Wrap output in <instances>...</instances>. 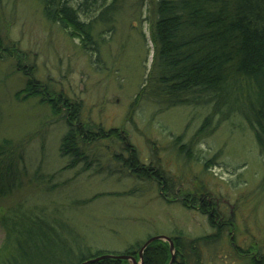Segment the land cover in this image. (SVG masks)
I'll use <instances>...</instances> for the list:
<instances>
[{
    "label": "rangeland",
    "instance_id": "1",
    "mask_svg": "<svg viewBox=\"0 0 264 264\" xmlns=\"http://www.w3.org/2000/svg\"><path fill=\"white\" fill-rule=\"evenodd\" d=\"M146 15L145 7L122 9L114 31H102L107 34L99 39L98 29L94 37L99 45L93 39L96 43L85 50L58 24L44 18L39 0H0V39L7 46L5 51V46L0 47V141L20 142L24 151L22 187L0 201V214L19 204L54 207L71 220L85 242L108 252L123 253L149 237H169L172 249L165 242L169 264L180 253L174 236L182 235L191 243L215 233L206 214L180 203L181 195H197L193 180L207 193L202 200L217 206L214 211L219 214L212 219L225 232L201 247L191 262L249 264L254 256L255 262L264 260V191L259 192L264 185V158L249 128L239 121L224 123L191 145L201 111L177 106L160 113L154 101L135 99L153 56L148 23L143 21ZM9 50L15 53L10 58L5 54ZM17 62L32 66L35 79L81 104L83 114L84 108L89 109V120L108 131L122 130L140 162L165 171L168 182L177 181L174 189L165 192L163 186L138 180L115 164L112 154L123 149L112 140L98 143L105 149L110 145L108 152L94 147L100 168L93 165L95 158L87 168L80 163L70 167L69 157L60 153L68 129L64 119L52 117L36 100H15L24 86ZM179 145H187L190 152H179ZM172 190L179 198L174 199L177 194ZM190 206L198 207L195 199L190 198ZM225 221L230 222L229 229ZM3 240L0 228V246Z\"/></svg>",
    "mask_w": 264,
    "mask_h": 264
},
{
    "label": "trees",
    "instance_id": "2",
    "mask_svg": "<svg viewBox=\"0 0 264 264\" xmlns=\"http://www.w3.org/2000/svg\"><path fill=\"white\" fill-rule=\"evenodd\" d=\"M39 1L44 18L58 24L68 33V38L81 42L85 50L96 42L99 45L94 37L98 29H101L99 39L114 31L116 17L122 9L139 10L145 7L147 17L143 21L148 23L153 56L144 86L135 99L154 101L165 110L183 106L191 107L193 113L201 111L202 120L191 138V145L216 131L220 125L228 123L230 126L239 121L249 128L264 158V0ZM102 31L107 33L102 34ZM140 36L143 38L142 34ZM3 46L5 51L7 46L0 39V47ZM13 53L14 50L5 52L9 58ZM2 56L0 54V58ZM17 66L24 86L15 94V100H36L38 105L50 110L52 117L64 119L68 129L61 139L60 153L62 157H69L70 167L83 163L87 168L93 156L95 162L98 160L92 152L94 139L95 142L119 139L118 129L108 131L99 123L80 121V104L35 79L32 66H21L20 62ZM81 122L85 126H80ZM181 138H178L179 144ZM177 147L181 153L190 152L187 145ZM118 155H113L114 161ZM21 160H24V151L20 142L2 139L0 201L21 189L20 179L24 174ZM192 161L195 157L191 151ZM124 165L134 178L161 185L165 192L174 189L173 185L177 184L173 180L168 182L165 171L153 165L142 166L133 150ZM191 183L195 185L197 193H193L197 195L180 193L184 197L180 203L187 210L198 209L202 215L206 214L215 233L191 243L182 235L174 236L172 240L180 253L175 255L172 264H199L191 262L192 256L201 247H208L219 240L221 233L225 232V227H218L212 219L219 214L214 211L217 206L212 207L202 200L207 193L198 188L193 180ZM262 189L264 191V185L259 187L260 194ZM172 191L173 195L177 194ZM177 197L179 193L174 199ZM190 198L196 200L198 207L190 206ZM24 206L12 205L0 214V228L4 233L0 264H129L124 259H99L104 256H128L140 260L139 252L144 242L137 243L133 249H125L123 253L94 249L61 210L38 205ZM225 223L229 229L230 222ZM168 259L167 243L157 240L145 248L139 262L168 264ZM249 264L263 263H256L253 259Z\"/></svg>",
    "mask_w": 264,
    "mask_h": 264
},
{
    "label": "flooded vegetation",
    "instance_id": "3",
    "mask_svg": "<svg viewBox=\"0 0 264 264\" xmlns=\"http://www.w3.org/2000/svg\"><path fill=\"white\" fill-rule=\"evenodd\" d=\"M80 107H81V104H80ZM130 108V107H129ZM128 108V110H127V112L130 110ZM80 109V108H79ZM89 110V109H88ZM88 110H87V112H88ZM80 112H81V109H80ZM86 112V109L84 108V114L81 112L80 113V121H82V122H84V123H92L93 121H91V120H89L88 119V117H87V113ZM81 116H84L83 118H85V119H83ZM81 122V125L80 126H85L83 123ZM80 123V122H79ZM99 123V122H98ZM65 126L67 127V125L65 124ZM68 128V127H67ZM111 129H116V128H111ZM118 131V133H119V139L117 138V140L115 141L114 140V138H112V139H107L106 141H108V140H110V142H111V140L113 141V142H117V144H119V145H121V148L123 149V151H122V153H114V154H112V157H113V155H117V154H119L118 155V158H120V159H118L117 158V160L116 161H114V157H113V161L115 162V164H118V166H120V167H122V168H124V169H126V166L124 165L125 163H126V160H127V158L129 157V154H130V152L133 150V151H135V149L128 143V141H127V138H126V136L125 135H123V132H122V130H117ZM102 141H105V140H102ZM101 140H97V142H95V139H94V141H93V143L94 144H98V143H100V142H102ZM109 142V143H110ZM106 145H103V144H98V145H96V146H94L95 147V150H99L98 148L99 147H101L102 149H104L105 151H107L108 152V150H109V147H110V145L109 146H107L106 147V149L104 148ZM94 147H92L93 149H92V152L94 153V155H97V153L96 152H94ZM121 151V150H120ZM97 157H98V159L100 158L98 155H97ZM93 158H95V156H93ZM92 158V159H93ZM138 160H139V158H138ZM139 162H140V160H139ZM80 164H82V165H84L83 163H80ZM140 164L142 165V166H149V165H145V164H142L141 162H140ZM93 165L95 166V168H100V165L98 164V160L96 161V162H93ZM91 166H92V164H91ZM87 167H89V166H87ZM127 171V170H126ZM129 173V172H128ZM133 258V257H132ZM254 258H255V256H254ZM253 258V259H254ZM264 258V256H262L261 257V259H263ZM256 260V259H255ZM136 261V260H135ZM264 260H257L256 261V263H261V262H263ZM128 262H129V264H133V263H131V261H129L128 260ZM137 263H139V261H136ZM140 264V263H139Z\"/></svg>",
    "mask_w": 264,
    "mask_h": 264
},
{
    "label": "water",
    "instance_id": "4",
    "mask_svg": "<svg viewBox=\"0 0 264 264\" xmlns=\"http://www.w3.org/2000/svg\"><path fill=\"white\" fill-rule=\"evenodd\" d=\"M156 240H162V241H167V242H169V244H170V249H172V242H171V240L169 239V238H167V237H153V238H150L148 241H146L145 243H144V245L142 246V248H141V250H140V252H139V258H141L142 257V252L144 251V249L149 245V244H151L152 242H154V241H156ZM109 257H111V258H113V259H124V260H129V261H131L133 264H138V263H136L135 262V259L134 258H132V257H128V256H104V257H101V258H99V259H103V258H109ZM173 260H174V256L172 257V259H171V261H170V263L169 264H172L173 263Z\"/></svg>",
    "mask_w": 264,
    "mask_h": 264
},
{
    "label": "bare ground",
    "instance_id": "5",
    "mask_svg": "<svg viewBox=\"0 0 264 264\" xmlns=\"http://www.w3.org/2000/svg\"><path fill=\"white\" fill-rule=\"evenodd\" d=\"M20 65H21V63H20ZM21 66H24V65H21ZM164 110H165V109H160V113L164 112ZM166 110H168V109H166ZM166 110H165V111H166ZM91 164H92V163H91ZM91 164H90V165H91ZM110 174H111V173H110ZM111 175H112V174H111ZM154 237H158V236H154ZM159 237H162V236H159ZM150 238H153V237H149L148 239H146V240L144 241V243H145L146 241H148ZM167 238H169V237H167ZM156 241H157V240H156ZM160 241H162V240H160ZM163 242H165V241H163ZM143 245H144V244H143ZM143 245H142V246H143ZM149 245H150V244H149ZM149 245H148V246H149ZM141 248H142V247H141ZM140 250H141V249H140ZM144 250H145V249H144Z\"/></svg>",
    "mask_w": 264,
    "mask_h": 264
}]
</instances>
